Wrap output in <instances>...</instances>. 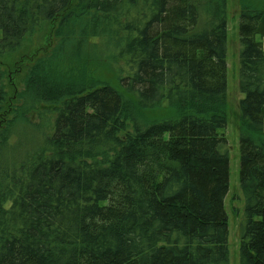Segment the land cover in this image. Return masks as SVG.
Instances as JSON below:
<instances>
[{
    "label": "trees",
    "instance_id": "obj_1",
    "mask_svg": "<svg viewBox=\"0 0 264 264\" xmlns=\"http://www.w3.org/2000/svg\"><path fill=\"white\" fill-rule=\"evenodd\" d=\"M229 2L0 0V59L49 24L60 42L25 103L0 65V264H230ZM234 4L240 259L264 264V0Z\"/></svg>",
    "mask_w": 264,
    "mask_h": 264
},
{
    "label": "rangeland",
    "instance_id": "obj_2",
    "mask_svg": "<svg viewBox=\"0 0 264 264\" xmlns=\"http://www.w3.org/2000/svg\"><path fill=\"white\" fill-rule=\"evenodd\" d=\"M228 10V115L229 122L224 129L229 139V155H230V180L229 191L225 198V207L229 216V249H230V264H241L240 259V247L244 225L245 214V198L241 187L240 173H241V149H240V132H239V101L244 94L240 90V34H239V21L240 15L234 4V0H230ZM81 26L84 25L85 18H81ZM70 26V25H69ZM68 26V27H69ZM78 26H75V30ZM53 26L49 24L45 30L36 32L34 36L27 40L25 45L19 50V52L7 59H0V65L7 73L6 88L8 95L11 97H19L18 102L25 103V99L21 97V90L24 88L23 77L26 72V68L32 65L34 60L39 57L48 54L53 49H57L59 46L58 39L52 36ZM53 40L51 41V39ZM69 42L64 46V49H69ZM87 40L83 46V49H89ZM87 45V46H86ZM90 45V44H89ZM86 46V47H85ZM90 50V49H89ZM81 52V50H80ZM102 60L98 62L102 65L101 72L109 77L114 76L111 79L116 78L113 72V67L110 62V50L108 47H101L100 50ZM64 53V52H63ZM61 53V54H63ZM82 54V53H81ZM80 61L85 57L82 55L79 57ZM98 58V57H97ZM86 60V59H85ZM89 62V61H88ZM50 73H53L50 71ZM16 94V95H15ZM38 107V105H37ZM42 108V107H41ZM44 108V107H43Z\"/></svg>",
    "mask_w": 264,
    "mask_h": 264
}]
</instances>
